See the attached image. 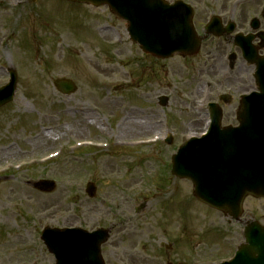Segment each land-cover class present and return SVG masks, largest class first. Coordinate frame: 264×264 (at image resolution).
<instances>
[{"label":"rangeland","instance_id":"374dc122","mask_svg":"<svg viewBox=\"0 0 264 264\" xmlns=\"http://www.w3.org/2000/svg\"><path fill=\"white\" fill-rule=\"evenodd\" d=\"M165 1L193 9L199 36L211 17L233 22L235 31L209 37L193 58L159 61L129 41L126 23L106 6L0 0V87L8 69L17 75L14 99L0 109V264H54L40 240L44 227L109 229L104 264H214L232 256L249 221L264 226V199L246 198L235 222L196 201L191 183L168 169L186 135L207 122L197 101L203 91L211 89L222 126L237 125L251 68L232 37L264 34V0ZM230 55L234 61L226 62ZM56 79L73 81L77 92L59 94ZM161 96L165 107L158 106ZM78 143L83 148L75 151ZM41 180L54 189L42 193L28 184Z\"/></svg>","mask_w":264,"mask_h":264},{"label":"water","instance_id":"95a60500","mask_svg":"<svg viewBox=\"0 0 264 264\" xmlns=\"http://www.w3.org/2000/svg\"><path fill=\"white\" fill-rule=\"evenodd\" d=\"M85 3L92 6L107 5L120 19L128 23L127 32L132 42L137 43L142 52L154 57L166 59L174 53L193 55L197 52L201 39H198L190 24L191 9L180 2L168 6L163 0H65ZM264 18V11H263ZM251 28L256 30L258 22L253 20ZM229 25L221 30L219 20L213 18L206 28L207 35L220 36L232 33ZM263 44V36L260 35ZM252 36L235 37L238 46L249 62H255L256 85L259 91L253 98H243L239 113L240 133L225 135L230 129H224L225 141L217 135V147L210 143L191 141L184 145L178 154L172 157L171 174L176 178H187L193 183V195L205 205L228 214L238 220L241 204L248 194L255 198H264V57L257 59L252 48ZM254 58V59H253ZM256 59V60H255ZM11 81L0 89V107L12 101L16 85V75L10 70ZM55 88L62 94L75 92L74 85L67 80L54 81ZM249 113L253 115L247 119ZM219 111L213 114V127L219 128ZM247 126H250L246 129ZM246 129V130H245ZM218 130V129H217ZM245 130V131H244ZM213 132L210 136H214ZM227 138V139H226ZM216 153L212 177L216 183H209L199 177L192 164L191 157L197 163L206 157V152ZM219 154V155H218ZM239 158V160H237ZM246 163V161H248ZM221 162L224 164L222 167ZM190 165V166H189ZM228 167H231L229 170ZM230 178V180H229ZM211 181V180H210ZM40 191L50 192L53 184L39 182L33 185ZM87 193L94 194V187L88 185ZM108 238V231L97 230L85 233L78 229L46 228L41 236L47 250L55 258V264H103L99 247ZM245 244L241 245L233 261L225 264H264V229L256 223L250 224L244 232Z\"/></svg>","mask_w":264,"mask_h":264},{"label":"bare ground","instance_id":"6f19581e","mask_svg":"<svg viewBox=\"0 0 264 264\" xmlns=\"http://www.w3.org/2000/svg\"><path fill=\"white\" fill-rule=\"evenodd\" d=\"M216 63H217V62H216ZM216 63H215V64H216ZM218 67H219V66H218ZM218 67H217V66H216V67L214 66V69L212 70V73H213ZM242 72H243L242 69H238V70H237V75H238V76H236V77L233 79V83H234V84H236V85H237V84H240L239 76L242 74Z\"/></svg>","mask_w":264,"mask_h":264}]
</instances>
